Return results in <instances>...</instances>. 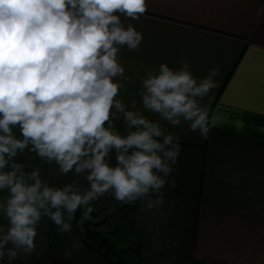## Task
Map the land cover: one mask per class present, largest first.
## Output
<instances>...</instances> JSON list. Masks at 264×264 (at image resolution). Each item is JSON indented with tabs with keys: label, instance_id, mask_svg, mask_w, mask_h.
I'll list each match as a JSON object with an SVG mask.
<instances>
[{
	"label": "clouds",
	"instance_id": "obj_1",
	"mask_svg": "<svg viewBox=\"0 0 264 264\" xmlns=\"http://www.w3.org/2000/svg\"><path fill=\"white\" fill-rule=\"evenodd\" d=\"M147 10V0H0V191L8 192L0 202L8 221L0 228V264L34 250L42 217L63 234L72 231L77 209L82 225L92 202L108 193L124 204H161L164 187H175L169 177L178 174L181 152L180 137L162 122L187 124L202 139L220 124L209 103L219 67L197 78L187 60L179 68L161 62L138 77L142 107L118 98L126 91L116 79H126L118 54L143 40L121 17L139 20ZM121 116L123 134L115 125ZM25 150L88 186H54L39 169L26 173L15 159Z\"/></svg>",
	"mask_w": 264,
	"mask_h": 264
},
{
	"label": "crops",
	"instance_id": "obj_2",
	"mask_svg": "<svg viewBox=\"0 0 264 264\" xmlns=\"http://www.w3.org/2000/svg\"><path fill=\"white\" fill-rule=\"evenodd\" d=\"M147 5L139 20L121 17L143 40L137 50L124 47L118 54L126 69V79L116 78L126 88L118 98L126 104L135 99L142 107L138 77L161 62L179 68L184 59L197 78L219 67V87L205 101L210 118L221 120L207 139L188 131L187 124L173 128L162 122L180 137L179 171L169 177L175 187L166 185L163 202L151 209L139 200L121 203L110 193L92 202L117 210L114 228L120 241L103 239L113 250L135 253L125 264H264V15H257L264 0H147ZM115 125L123 134L122 116ZM15 159L29 170L39 169L50 185L88 186L82 176L61 175L55 163L33 152L25 150ZM107 217L96 224L104 225ZM44 264L69 263L48 256Z\"/></svg>",
	"mask_w": 264,
	"mask_h": 264
},
{
	"label": "rangeland",
	"instance_id": "obj_3",
	"mask_svg": "<svg viewBox=\"0 0 264 264\" xmlns=\"http://www.w3.org/2000/svg\"><path fill=\"white\" fill-rule=\"evenodd\" d=\"M16 162L19 163L18 160ZM24 171L27 173L31 170L25 166ZM7 195L8 192L6 189L0 191V202L5 201ZM92 204L94 211L90 214L92 218L85 221L87 225H81L77 221V214L75 213V219L72 221V231L69 233L61 234L58 227L48 217H42L37 226L34 250L30 254L20 253L14 261L24 264H44L48 256H58L66 260L69 264H117L115 262L119 258L123 263L132 262L130 259L135 255L133 251L127 250V252H119L113 249L108 252V259L103 261L104 263L99 262V258L101 257L99 253L107 252L106 249L109 245L101 243L102 239L106 238L109 241L113 238L119 239L117 238L118 233L115 235L114 228L117 210H114L116 208L115 206H107L108 209L105 211L99 209L100 205ZM82 213L83 211L78 213L80 218ZM100 216H108V220L105 221L104 225L101 223L96 224ZM7 226V219L0 212V228L6 230ZM120 233L122 234L123 232ZM74 243H80L83 246L77 249L73 247ZM8 247H11V244Z\"/></svg>",
	"mask_w": 264,
	"mask_h": 264
},
{
	"label": "trees",
	"instance_id": "obj_4",
	"mask_svg": "<svg viewBox=\"0 0 264 264\" xmlns=\"http://www.w3.org/2000/svg\"><path fill=\"white\" fill-rule=\"evenodd\" d=\"M76 214H77V221L79 222L80 216L78 214V209L76 211ZM83 224L84 225H87L86 222H84ZM101 243H106V240L102 239ZM111 250H112V246L111 245H108L107 246V249H106L107 252L101 253V254L103 255V257H105L106 259H108V252H110ZM110 262H115V261H110ZM115 263H117V264H125V263L122 262V260L120 258ZM190 264H193V263H190Z\"/></svg>",
	"mask_w": 264,
	"mask_h": 264
},
{
	"label": "built area",
	"instance_id": "obj_5",
	"mask_svg": "<svg viewBox=\"0 0 264 264\" xmlns=\"http://www.w3.org/2000/svg\"><path fill=\"white\" fill-rule=\"evenodd\" d=\"M14 134H16L17 136H19V131H18V129H14Z\"/></svg>",
	"mask_w": 264,
	"mask_h": 264
}]
</instances>
